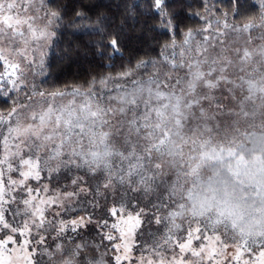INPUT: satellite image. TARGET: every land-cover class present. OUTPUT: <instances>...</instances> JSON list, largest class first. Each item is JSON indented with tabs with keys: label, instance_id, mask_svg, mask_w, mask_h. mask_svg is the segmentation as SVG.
<instances>
[{
	"label": "snow or ice",
	"instance_id": "1",
	"mask_svg": "<svg viewBox=\"0 0 264 264\" xmlns=\"http://www.w3.org/2000/svg\"><path fill=\"white\" fill-rule=\"evenodd\" d=\"M0 264H264V0H0Z\"/></svg>",
	"mask_w": 264,
	"mask_h": 264
}]
</instances>
